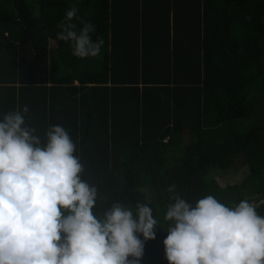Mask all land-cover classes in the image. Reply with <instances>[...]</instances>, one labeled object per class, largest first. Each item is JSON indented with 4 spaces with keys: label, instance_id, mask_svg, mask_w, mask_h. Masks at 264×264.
Instances as JSON below:
<instances>
[{
    "label": "trees",
    "instance_id": "obj_1",
    "mask_svg": "<svg viewBox=\"0 0 264 264\" xmlns=\"http://www.w3.org/2000/svg\"><path fill=\"white\" fill-rule=\"evenodd\" d=\"M74 4L96 58L57 39ZM25 105L42 139L69 132L103 207L146 203L167 227L176 194L264 200V0H0V120ZM155 233L140 264H168Z\"/></svg>",
    "mask_w": 264,
    "mask_h": 264
},
{
    "label": "clouds",
    "instance_id": "obj_2",
    "mask_svg": "<svg viewBox=\"0 0 264 264\" xmlns=\"http://www.w3.org/2000/svg\"><path fill=\"white\" fill-rule=\"evenodd\" d=\"M78 11L75 4L66 11L57 39L77 58H96L105 41L93 40L96 25ZM28 112L25 105L0 120V264H140L157 228L167 232L168 264H264V216L257 211L264 200L228 206L213 195L190 203L176 194L163 217L167 227L146 203L103 207L107 197L82 179L69 132L50 125L42 139L26 124Z\"/></svg>",
    "mask_w": 264,
    "mask_h": 264
},
{
    "label": "rangeland",
    "instance_id": "obj_3",
    "mask_svg": "<svg viewBox=\"0 0 264 264\" xmlns=\"http://www.w3.org/2000/svg\"><path fill=\"white\" fill-rule=\"evenodd\" d=\"M240 176V175H239ZM235 177H237L236 175H233V174H228V176H227V178L229 179V180H231V179H233V178H235Z\"/></svg>",
    "mask_w": 264,
    "mask_h": 264
}]
</instances>
